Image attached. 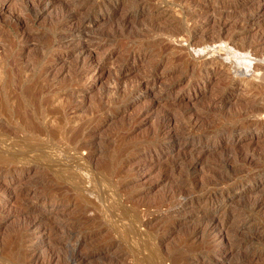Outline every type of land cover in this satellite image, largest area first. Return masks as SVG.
<instances>
[{"label":"rangeland","instance_id":"1","mask_svg":"<svg viewBox=\"0 0 264 264\" xmlns=\"http://www.w3.org/2000/svg\"><path fill=\"white\" fill-rule=\"evenodd\" d=\"M263 149L264 0H0V264H264Z\"/></svg>","mask_w":264,"mask_h":264},{"label":"bare ground","instance_id":"2","mask_svg":"<svg viewBox=\"0 0 264 264\" xmlns=\"http://www.w3.org/2000/svg\"><path fill=\"white\" fill-rule=\"evenodd\" d=\"M38 2V1H37ZM247 63H248V65H247V67H249L251 64H252V62H251V60L249 61L248 59L247 60H245ZM245 62V63H246ZM75 132H77V131H75ZM183 139V137L182 136H180V135H178V134H176V133H174V134H171V140H173V141H177V140H182ZM264 150V149H263ZM2 158V157H1ZM225 159H227V158H225ZM138 161V160H137ZM220 176V175H219ZM182 193H184V192H182ZM184 196V195H183ZM261 199L263 198V195L260 197ZM259 199V198H258ZM232 214V213H231ZM208 217H206V216H203V218H202V221H203V225H204V228L205 227H207V228H213V229H215L216 231V234H217V236H218V234H220V233H222V234H225L226 232H227V218L226 219H220V218H218V217H209L208 219H207ZM208 230V229H207ZM232 232V231H231ZM222 234L221 235H219V236H222ZM205 238V237H204ZM234 245V244H233ZM77 259L76 260H78L79 261V263H81V262H83V261H86V258L87 257H83V256H79V257H76Z\"/></svg>","mask_w":264,"mask_h":264}]
</instances>
